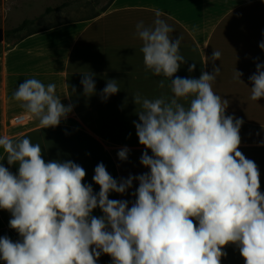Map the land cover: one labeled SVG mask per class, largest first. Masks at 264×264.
<instances>
[{"label": "clouds", "instance_id": "9594fccd", "mask_svg": "<svg viewBox=\"0 0 264 264\" xmlns=\"http://www.w3.org/2000/svg\"><path fill=\"white\" fill-rule=\"evenodd\" d=\"M153 24L136 25L145 71L169 80L172 96H132L140 106L133 122L145 149L140 163L150 171L118 182L100 163L93 176L100 190L94 194L83 183L82 166L45 162L39 143L0 136L7 164L18 165L14 175L0 164V209L11 214L9 226L21 238L0 237L3 264H97L101 254L112 264H221L228 245L239 249L245 264H264L260 172L238 150L243 121L225 115L229 102L212 89L220 68L198 79L176 76L186 60L182 37L173 41L175 30L160 13ZM259 47L264 51V42ZM220 56L213 51V64ZM194 69L193 64L188 70ZM94 75H82L86 97L95 94ZM241 75L236 71L238 80ZM249 79L250 99L264 98V65L257 63ZM119 91L118 81L108 80L102 102ZM13 99L40 129L59 126L74 107L61 103L54 83L45 86L36 78L25 79ZM129 151L122 148L118 158L126 161ZM134 180L139 187L131 207L109 199L112 192L125 194ZM97 208L101 217L92 215Z\"/></svg>", "mask_w": 264, "mask_h": 264}, {"label": "crops", "instance_id": "0c3cea01", "mask_svg": "<svg viewBox=\"0 0 264 264\" xmlns=\"http://www.w3.org/2000/svg\"><path fill=\"white\" fill-rule=\"evenodd\" d=\"M156 13L174 28L173 41L182 37L180 53L186 60L176 76L198 79L202 72L212 74L214 66L220 68L212 89L229 102L225 115L243 121L238 150L257 165L264 193V98L250 99L249 79L257 63L264 65L259 47L264 42V0H114L96 18L65 22L24 38L0 55V136L14 143L23 138L39 143L45 162L71 160L82 166L83 183L91 185L94 194L100 190L93 181L100 163L118 182L149 172L140 163L145 149L133 123L138 122L140 106L132 96L139 93L150 100L172 96L169 80L145 71L142 41L136 35L137 23L153 27ZM214 50L221 56L213 64ZM193 64L195 69L189 72ZM236 71L242 73L241 81ZM87 72L95 74L96 90L90 97L83 95L81 85ZM28 78L45 86L54 83L61 103L74 106L59 126L40 129L38 121L30 119L12 125L13 119L25 115L13 94ZM162 79L164 87L159 86ZM108 80L118 81L120 91L102 102ZM124 147L130 151L121 161L118 151ZM148 154L152 155L150 150ZM5 155L0 147V164L18 175V165L9 166ZM138 187L134 180L125 194L112 192L109 199L126 200L131 207ZM92 215L103 213L97 208ZM10 219L11 214L0 209V233L16 242L21 238L10 228ZM223 251L221 264H245L235 245ZM97 264H112V258L101 254Z\"/></svg>", "mask_w": 264, "mask_h": 264}, {"label": "rangeland", "instance_id": "374dc122", "mask_svg": "<svg viewBox=\"0 0 264 264\" xmlns=\"http://www.w3.org/2000/svg\"><path fill=\"white\" fill-rule=\"evenodd\" d=\"M114 0H0V28L5 39L0 55L29 33L73 20L89 19L109 8ZM61 6L60 10H57ZM38 21L24 32L7 37L6 33L21 26L26 20ZM13 125V124H12ZM0 237H5L0 233Z\"/></svg>", "mask_w": 264, "mask_h": 264}, {"label": "trees", "instance_id": "16d2710c", "mask_svg": "<svg viewBox=\"0 0 264 264\" xmlns=\"http://www.w3.org/2000/svg\"><path fill=\"white\" fill-rule=\"evenodd\" d=\"M60 9H61V6L57 8V10H60ZM107 9H108V7L105 8L101 13L105 12ZM101 13H99V14H97V15L93 16L92 18H89V19L96 18V17L100 16ZM37 21H38V19H34V20H26V21H25L21 26H19L18 28L14 29V30H12V31H10V32H7V33H6V36H7V37H11V36L16 35V34H18V33L24 32V31L27 30L30 26H33ZM44 30H46V29L31 32V33H29L26 37H29V36H32V35H34V34L40 33V32H42V31H44ZM26 37H24V38H26ZM24 38H22L21 40H23ZM21 40H20V41H21ZM0 264H3V261H0Z\"/></svg>", "mask_w": 264, "mask_h": 264}, {"label": "built area", "instance_id": "2783aa9c", "mask_svg": "<svg viewBox=\"0 0 264 264\" xmlns=\"http://www.w3.org/2000/svg\"><path fill=\"white\" fill-rule=\"evenodd\" d=\"M28 122V118H26L25 115H22L20 117H17L11 121L13 125H23Z\"/></svg>", "mask_w": 264, "mask_h": 264}, {"label": "water", "instance_id": "95a60500", "mask_svg": "<svg viewBox=\"0 0 264 264\" xmlns=\"http://www.w3.org/2000/svg\"><path fill=\"white\" fill-rule=\"evenodd\" d=\"M4 39H5V31L2 28H0V45L3 43Z\"/></svg>", "mask_w": 264, "mask_h": 264}]
</instances>
